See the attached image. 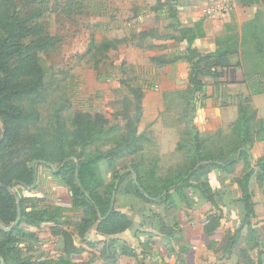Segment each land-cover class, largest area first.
I'll return each instance as SVG.
<instances>
[{
	"label": "trees",
	"instance_id": "1",
	"mask_svg": "<svg viewBox=\"0 0 264 264\" xmlns=\"http://www.w3.org/2000/svg\"><path fill=\"white\" fill-rule=\"evenodd\" d=\"M159 1L156 0V3ZM41 13L36 8L21 16L13 2L2 0L0 3V258L3 264H114L120 256H131L133 249L115 237L132 227L130 217L113 208V197L120 193L118 188L122 185L124 195L135 197L146 205L166 204L171 200V191L183 199V189L197 190L216 211V214L207 217L204 227V233L212 235L219 227L221 215L215 194L206 179L214 170L219 174H232L240 162L244 165L243 172L234 183L241 194L239 202L244 218L232 239L233 242L239 239L241 229L247 227L250 241L254 247L258 246L251 221L255 217L253 199L258 187L264 184V156L253 163L250 147L264 141V122L257 118L249 96L240 97L238 117L228 132L219 130L214 135H203L193 124V118L197 103L202 108L206 99L203 90L205 82L201 78L211 77L215 82L213 84H217L229 56L240 52L238 66L245 74L264 75V25L259 13L254 20L242 25L240 43L233 41L235 36L232 35L218 44L214 52L202 55L191 48L195 38L203 36L198 23L194 28L178 29L179 40L187 41L186 55L152 60L164 66L184 59L190 66L188 108L192 116L187 119L186 140L178 142L175 147L176 151L185 152L186 158L171 168L164 178L157 175L155 161L144 175H141L137 165H131L127 174H134L135 179L127 183L123 180L124 176L117 172V162L137 156L149 141L144 133H138L143 99L140 90H130L136 100L134 115L115 142L113 138L109 139L115 128L108 127L107 121L99 114H75L68 126L56 112L49 138L41 133L23 137L26 124L34 114L35 98L43 89L46 71L39 54L56 44L55 38L49 37L39 22ZM150 35L157 37L152 31L143 32L141 36ZM112 42L118 45L125 43V39ZM203 62L205 66L202 70ZM15 154L20 155L22 161L17 162ZM55 161L60 166L59 172L54 175L70 190L72 209L83 217L77 225V235L81 242L86 243L77 245L71 232L56 230L53 234L62 239L58 257L45 260L24 257L19 243L37 242L40 239L37 231L42 225L59 224L65 210L53 205L39 206V199L25 197L23 190L15 189V186L34 190L37 187L38 165H49ZM100 163H105L117 180L115 189L104 183L101 174H97ZM17 200L19 222L5 232L4 229L11 227L18 216ZM92 229L104 239L88 241L86 235ZM82 245L90 251L80 261L78 257L85 252Z\"/></svg>",
	"mask_w": 264,
	"mask_h": 264
},
{
	"label": "rangeland",
	"instance_id": "2",
	"mask_svg": "<svg viewBox=\"0 0 264 264\" xmlns=\"http://www.w3.org/2000/svg\"><path fill=\"white\" fill-rule=\"evenodd\" d=\"M8 1L15 4L21 16L32 9H40L39 22L46 34L56 41L53 48L39 54L46 71L43 89L35 98L34 114L26 124L23 137L41 133L49 138L56 112L68 126L75 114H99L107 121L108 127L115 128L109 137L115 142L134 115L136 100L130 90L136 89L143 94L138 133H144L149 141L137 156L121 160L116 166L119 169L117 172L124 176L123 180L127 183L135 179L134 174H127L131 165H137L141 175H144L155 161L157 175L164 178L171 168L186 158L185 152H178L175 147L178 142L186 140L187 119L192 116L188 108L190 66L184 59L181 60L188 64L186 75L182 70L175 72L166 68L172 64L160 66L152 60L156 57L168 60L187 54L188 48L179 41L181 23L177 13H185L188 3L192 4L197 15L203 0H160L154 6H150L148 0H4ZM237 1L240 4L248 2ZM152 13L156 15L152 16ZM146 31L154 34L161 32L159 38L176 41L170 46L163 44L164 48L156 47L153 41L158 35L141 36ZM121 39H125V43L117 45L112 42ZM166 50L168 52L164 53ZM154 52L164 54L153 56ZM231 56L226 58L225 67L231 66L229 59H234V55ZM204 66L203 62L202 70ZM206 78H209V82H205V86L214 85V79ZM248 83L257 90L261 89L260 82L254 83L252 80ZM211 103L214 106L213 99ZM200 109L197 103L193 118L195 126ZM15 159L22 161L20 155L15 154ZM242 165L240 163L237 167V172ZM59 166L56 161L49 165H38L37 187L34 190L15 186V189L23 190L25 197L39 199V206L53 205L65 210L59 224L42 225L37 231L40 238L37 242L19 243L24 257L36 260L58 257L62 250V239L53 234L56 230L71 232L77 245L86 243L81 242L77 235V225L83 217L72 209L70 190L54 175L59 172ZM97 174H101L104 183L115 189L117 180L105 163L99 166ZM118 190L122 194L123 185ZM114 197L116 199L117 195ZM259 198L264 204V191ZM259 213L263 215L264 211ZM260 227L255 228L258 237L262 236Z\"/></svg>",
	"mask_w": 264,
	"mask_h": 264
},
{
	"label": "crops",
	"instance_id": "3",
	"mask_svg": "<svg viewBox=\"0 0 264 264\" xmlns=\"http://www.w3.org/2000/svg\"><path fill=\"white\" fill-rule=\"evenodd\" d=\"M147 3L154 6L156 0H148ZM186 5L188 6L185 13L182 11L177 13L180 28H194L196 24H201L203 36L196 37L191 48L202 55L214 52L218 44L230 39L232 35L235 36L233 41L240 43L242 25L254 20L256 13H259L264 25V0H248L245 4H240L236 0L232 13L223 19L204 18L201 11L196 15L192 4ZM155 15L152 13V16ZM160 34L162 33H157L158 37H161ZM175 41L157 38L153 44L164 48L163 44L170 46ZM179 41L183 47L188 48L186 39ZM167 52L166 50L164 53ZM164 53L154 52L152 55ZM229 61L231 66L222 67V76L218 83L209 84L203 89L207 99L204 101V107L197 113L196 123L197 129L203 135H214L219 130L224 132L230 130L238 117L240 97H251L250 103L256 111L257 118L264 122V75L245 74L238 66L240 52L234 54V59ZM166 68L173 71L182 70L186 75L188 72V64L185 61H178ZM201 79L209 82V78ZM252 80L254 83L260 82L261 89L251 87L248 81ZM212 99L214 106L211 103ZM263 156L264 141L254 143L250 147L251 161L255 163ZM119 162L121 160L117 162V166ZM240 163L236 165L232 174H219L214 170L206 179L215 194L221 215L219 227L212 235L205 234L204 227L208 222L207 217L216 214V211L193 188L182 190L183 199L171 191V200L164 205H146L135 197L123 193L117 194V200L113 197L114 210L128 215L132 220V227L115 237L133 249L131 256H120L114 264H264V213L259 215V212L264 211V204L259 198L260 193L264 191V184L258 187L253 199L255 217L251 223L256 231L258 246L254 247L250 241L247 227L241 229L239 239L235 242L232 239L244 218V210L239 202L241 194L234 183L243 172L244 165L237 172ZM101 164L103 163L99 166ZM258 226H261L262 233L259 237L255 229ZM86 239L90 241L104 238L92 229L87 233ZM82 246L85 252L78 257L80 261L84 260L90 251L85 245Z\"/></svg>",
	"mask_w": 264,
	"mask_h": 264
},
{
	"label": "built area",
	"instance_id": "4",
	"mask_svg": "<svg viewBox=\"0 0 264 264\" xmlns=\"http://www.w3.org/2000/svg\"><path fill=\"white\" fill-rule=\"evenodd\" d=\"M234 10V0H203L201 15L204 18H225Z\"/></svg>",
	"mask_w": 264,
	"mask_h": 264
},
{
	"label": "water",
	"instance_id": "5",
	"mask_svg": "<svg viewBox=\"0 0 264 264\" xmlns=\"http://www.w3.org/2000/svg\"><path fill=\"white\" fill-rule=\"evenodd\" d=\"M16 197V196H15ZM17 199V198H16ZM17 214H18V216H17V218H16V220L14 221V223L12 224V226L11 227H9V228H7V229H4V231L5 232H8V231H10L13 227H15L17 224H18V222H19V219H20V207H19V201L17 200ZM0 264H3V260L0 258Z\"/></svg>",
	"mask_w": 264,
	"mask_h": 264
}]
</instances>
